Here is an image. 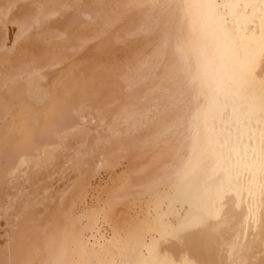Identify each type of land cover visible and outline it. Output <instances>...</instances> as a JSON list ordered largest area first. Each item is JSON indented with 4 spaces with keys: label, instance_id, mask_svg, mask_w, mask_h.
Instances as JSON below:
<instances>
[{
    "label": "bare ground",
    "instance_id": "1",
    "mask_svg": "<svg viewBox=\"0 0 264 264\" xmlns=\"http://www.w3.org/2000/svg\"><path fill=\"white\" fill-rule=\"evenodd\" d=\"M262 97L264 0H0V264H264Z\"/></svg>",
    "mask_w": 264,
    "mask_h": 264
},
{
    "label": "snow or ice",
    "instance_id": "2",
    "mask_svg": "<svg viewBox=\"0 0 264 264\" xmlns=\"http://www.w3.org/2000/svg\"><path fill=\"white\" fill-rule=\"evenodd\" d=\"M224 41L231 46V35L227 29V26L224 28ZM234 55L236 54L235 49H233ZM220 89V98L223 101V105L227 107L229 104L235 109L236 105L240 106V110L242 113L247 114L250 118L254 115V109L250 105H248L243 99V91L241 89H237L234 87L233 78L231 75L225 76L219 82ZM259 121L264 123V97L261 98V103L259 107ZM247 154V152H245ZM252 158L256 159V153L252 154ZM225 160L230 159V157H225ZM259 162L261 172L264 173V129L261 130V135L259 139ZM232 177L228 172H221L216 177L213 178V183L216 185L218 189H222L226 184H230ZM208 224V218L203 216L193 217L190 221H188L185 225L181 226L180 231L186 230L188 228H196L200 226H204ZM166 238L170 239H179L178 232L170 233ZM139 264H145L144 261L139 262ZM164 264H177V261L174 259H169ZM179 264H194V261L189 260L187 257H184L179 261Z\"/></svg>",
    "mask_w": 264,
    "mask_h": 264
},
{
    "label": "rangeland",
    "instance_id": "3",
    "mask_svg": "<svg viewBox=\"0 0 264 264\" xmlns=\"http://www.w3.org/2000/svg\"><path fill=\"white\" fill-rule=\"evenodd\" d=\"M23 2H24V1H23ZM23 2H21V3L19 4V6H18V7H22L21 11L19 10L20 8H17V9H16V10H19L21 13H23V12H27V10H28L27 5H29L28 3H26V2L23 3ZM23 4H24V5H23ZM26 4H27V5H26ZM25 5H26V6H25ZM24 6H25V7H24ZM28 7H30V6H28ZM25 8H27V9H25ZM22 10H23V11H22ZM11 30H12V31H11ZM14 30H15V28L12 26V27L10 28V30H9V33H10L11 36H12V34H14V33H13ZM91 44L94 45V44H97V43L94 42V43H91ZM91 44H90V45H91ZM90 45H89L88 47H91ZM95 46H96V45L93 46V49H94V50H92V49L89 48L90 51L87 52V51H88V47H87V49H85V50L83 51V52H84V53H83L84 55L87 53V54H86V56H87V59H86V60H88V61L85 60L86 56H85V58H83L84 55H82V54H81L82 57H81L80 54H79L78 56H80V57L75 56V57L73 58L72 61H69L70 63H71V62L74 63V68L72 69V72L74 71L73 73L71 72V70H70L68 67H67V68H68V69H67L68 71H66L65 68H62L63 72L66 71V74H63V75H62V80H63L64 76H65L66 78H68V79H67L68 81H69V78H71V79H70V82H71V80L73 79V80H72V83H70V84H69V82H67L66 79H65L67 86H70V85H73V84H74V87H76V85H77V87H78V83H79L81 80H84L83 78H86L84 72L88 73L87 76H89V74H91V70H90V71H85V70L83 69V66H81V68H80L81 70H78L79 67H80L79 65H83V64H84V66L87 65L88 67H90V69H92V66H93V65L95 66V64L99 61V59H100L102 56L105 55L104 53L101 55V52H100L99 50H97L98 47H97V49H96ZM42 47H43V46L38 47L39 49L36 47V48H37V49H36L37 51H35V48H34V49L32 50V52H36V53L38 52V53H39V51H40V50H43L45 46H44L43 48H42ZM23 49H24V48H22L21 50H23ZM91 50H92V52H91ZM93 51L96 52V54H95ZM117 51H118L117 53H119L118 56H121V53H122V52H119V50H117ZM97 52H98V53H97ZM20 53H21V52H20ZM88 53H89V56H88ZM112 53L114 54V52H112ZM112 53H110V55H111ZM117 53H116V50H115V54H117ZM92 54H94V55L91 56ZM97 54H99L101 57H98V58L95 57V55L98 56ZM20 55H21V54H20ZM110 55H108L110 59H113V58L115 57V56L112 55V57H113V58H112V57H110ZM28 56H31V55H28ZM77 57H78V58H77ZM90 57H93L92 60H94V62H96V63L92 62L91 59H88V58H90ZM94 57H95V59H97L98 61L95 60ZM75 58H77V59H75ZM103 58H105V59H103ZM109 58L102 57V58H101L102 60H101V59H100V60L103 61V62H107V61H109ZM82 59H83V63H82ZM107 59H108V60H107ZM74 60H75V61L78 60L79 62H80V61H81V62L77 65V61H76V63H75ZM90 60H91V61H90ZM89 61H90V62H89ZM86 62H87V63L89 62V63L86 64ZM91 62H92L93 64H92ZM75 64H76V65H75ZM91 64H92V66H89V65H91ZM78 66H79V67H78ZM87 66H86L85 69L88 68ZM64 67H65V66H64ZM76 67H78V68L76 69ZM82 69H83V70H82ZM60 70H61V69H60ZM60 70H59V71H60ZM75 70H76V71L78 70V71L75 72ZM88 70H89V69H88ZM81 71H82V73H81V75L79 74V77H80V76L82 77L83 73H84V75H83L84 77H82L81 80H80L79 77H77L78 75H76V74H77L78 72H81ZM69 72H70V73H69ZM67 74H69V76H71L72 74H73V75H72L71 77H68ZM70 74H71V75H70ZM75 75H76V76H75ZM49 77H51V78H50L51 80L49 79ZM52 77H53V76H50V75L47 76L48 81L51 83V85L54 83V80H55V77H56V76L53 77L54 80H53ZM75 77L78 78L79 81H78V79H77V82H76V81H75V80H76ZM74 81H75V83H74ZM64 84H65V82H64ZM61 86H62V85H61ZM65 86H66V85H63L62 87H65ZM65 88H66V87H65ZM67 90H68V88H67ZM77 90H78V89H77ZM66 92H67V91H64V93H66ZM72 94H75V93L72 92V91H71V92H70V91L67 92V98H70L71 96H74V97H75V95H72ZM68 96H70V97H68ZM65 97H66V96H65ZM19 125H20V123H19ZM18 127H19V126H18ZM30 129H32V127L28 126L27 128H25V129L23 130V132H26V131H28V130H30ZM28 132H29V131H28ZM17 139H19V140H18L19 142H24V141H23V138H17ZM9 140H10V139H9ZM10 141H11V140H10ZM140 162H141V160H139V159H137V158H135V159L132 161V163L134 164L135 167H136ZM128 167H129V162H128V161H124V163H123L122 165H118V166L116 167V174L113 175L114 177L111 176V175H112L111 173H107V172H104V171H103V173L101 174V176L92 178V182H93V186H92V187L95 188V189H97V188L99 189L100 187H101V188H106V187H110V186H112V185L115 184L117 181H119L120 179H122V175H123V174L121 173V170H122V171H124V170L126 171V169H128ZM125 171H124V172H125ZM109 174H110V175H109ZM56 181H57V180H55V182H53V183L56 184ZM65 181H66V180H65ZM65 181H61V182L57 181L56 186H63V184H64Z\"/></svg>",
    "mask_w": 264,
    "mask_h": 264
}]
</instances>
